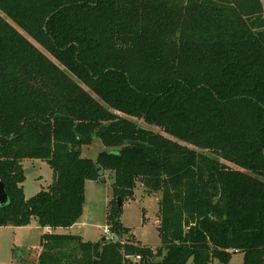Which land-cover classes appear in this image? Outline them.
I'll return each instance as SVG.
<instances>
[{
  "label": "trees",
  "instance_id": "trees-1",
  "mask_svg": "<svg viewBox=\"0 0 264 264\" xmlns=\"http://www.w3.org/2000/svg\"><path fill=\"white\" fill-rule=\"evenodd\" d=\"M25 160L54 177L31 198ZM100 171L119 241L55 233ZM0 181V228L52 231L38 264H264V0H0ZM138 182L160 195L155 251L121 243Z\"/></svg>",
  "mask_w": 264,
  "mask_h": 264
},
{
  "label": "rangeland",
  "instance_id": "rangeland-1",
  "mask_svg": "<svg viewBox=\"0 0 264 264\" xmlns=\"http://www.w3.org/2000/svg\"><path fill=\"white\" fill-rule=\"evenodd\" d=\"M101 145L84 146V158L97 159ZM25 171L24 192L31 198L42 190H47L53 183V171L47 162L25 160L22 162ZM105 180L87 181L85 186V208L81 219L71 228H59L57 234H73L82 237L85 242H99L105 237L107 226V209L113 200L114 173L104 172ZM160 195H148L141 182H138L133 199L122 203L121 222L129 229L123 240L141 243L143 246L157 248L162 240L159 232ZM44 230L36 222L22 230H6L0 228V264L14 263L34 264L37 255L43 251L42 235ZM244 254L236 253L228 263L218 259L212 264H243ZM188 264H192L190 261Z\"/></svg>",
  "mask_w": 264,
  "mask_h": 264
},
{
  "label": "water",
  "instance_id": "water-1",
  "mask_svg": "<svg viewBox=\"0 0 264 264\" xmlns=\"http://www.w3.org/2000/svg\"><path fill=\"white\" fill-rule=\"evenodd\" d=\"M132 144L135 146H139V147H145V148L147 147L146 145L138 143V142H134ZM99 175H100L102 181L105 180L104 171H100ZM118 202H119V206H122V202L120 199L118 200ZM8 203H9V196L6 192L4 183L0 181V206H5ZM105 241H106V238L103 237L102 242H105Z\"/></svg>",
  "mask_w": 264,
  "mask_h": 264
},
{
  "label": "built area",
  "instance_id": "built-area-1",
  "mask_svg": "<svg viewBox=\"0 0 264 264\" xmlns=\"http://www.w3.org/2000/svg\"><path fill=\"white\" fill-rule=\"evenodd\" d=\"M105 238L107 242H117L119 241L118 237H116L115 235H113L109 229L108 226H106L105 228ZM127 241L122 240L121 243L124 245L126 244ZM155 251V248H154ZM124 256L127 260L136 263V262H140L142 260V257L140 255H128L124 252Z\"/></svg>",
  "mask_w": 264,
  "mask_h": 264
},
{
  "label": "crops",
  "instance_id": "crops-1",
  "mask_svg": "<svg viewBox=\"0 0 264 264\" xmlns=\"http://www.w3.org/2000/svg\"><path fill=\"white\" fill-rule=\"evenodd\" d=\"M36 221H33L32 223H34ZM37 223V222H36ZM38 224V223H37ZM32 225V224H31ZM31 225L27 226V227H31ZM38 227H40L38 225ZM2 229H6V230H13V231H17V230H22L23 228H26V227H13V226H7V227H1ZM44 230V233L46 232H52L49 228H42ZM54 232H56V230H54ZM141 244V243H140ZM39 256L40 254L37 255V260L34 264H38L39 263ZM11 264H20V263H14V257H12V260H9Z\"/></svg>",
  "mask_w": 264,
  "mask_h": 264
}]
</instances>
